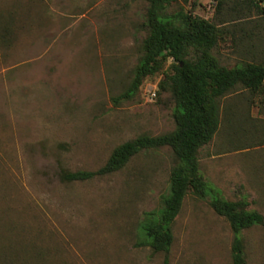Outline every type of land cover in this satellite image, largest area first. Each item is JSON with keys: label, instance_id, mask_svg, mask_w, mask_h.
Masks as SVG:
<instances>
[{"label": "rangeland", "instance_id": "1", "mask_svg": "<svg viewBox=\"0 0 264 264\" xmlns=\"http://www.w3.org/2000/svg\"><path fill=\"white\" fill-rule=\"evenodd\" d=\"M146 7L0 0V264H162V254L135 242L143 214L168 192L169 148L143 151L103 177L60 179L62 171L99 169L124 142L174 130L173 97L157 92L162 74L130 100H115L141 55ZM181 7L217 22L216 0H179L169 12ZM258 18L230 15L220 25L231 34L214 52L221 65L264 61V32L247 39ZM249 98L238 90L221 101L200 172L223 198H244L264 216V116ZM172 232L169 264H231L232 231L207 199L188 194ZM242 237L247 264H264V226Z\"/></svg>", "mask_w": 264, "mask_h": 264}, {"label": "trees", "instance_id": "2", "mask_svg": "<svg viewBox=\"0 0 264 264\" xmlns=\"http://www.w3.org/2000/svg\"><path fill=\"white\" fill-rule=\"evenodd\" d=\"M144 1L147 7L141 55L130 85L115 100H130L146 78L162 74L157 92L172 95L175 128L159 136L142 135L124 142L112 151L99 169L62 171L60 179L70 183L103 177L122 170L143 151L169 148L173 165L168 192L161 197L159 209L143 214L137 227L135 246L149 248L152 254H162V264H169L174 240L172 225L185 197L191 193L207 199L213 212L229 224L233 234L231 264H247L242 232L263 227L264 216L248 209L249 203L244 198L230 201L223 198L218 189L210 187L200 172L199 152L218 132L221 101L232 93L246 92L250 102L264 116V61L241 62L227 67L220 64L214 53L231 35L220 26L231 21L227 19L230 15L245 18L254 12L259 18L247 39L262 40L264 0H216L217 22L195 16L182 7L169 12V7L179 0ZM181 1L188 3V0ZM2 264H13V261L3 259Z\"/></svg>", "mask_w": 264, "mask_h": 264}, {"label": "built area", "instance_id": "3", "mask_svg": "<svg viewBox=\"0 0 264 264\" xmlns=\"http://www.w3.org/2000/svg\"><path fill=\"white\" fill-rule=\"evenodd\" d=\"M151 95L154 97L155 96V93H151Z\"/></svg>", "mask_w": 264, "mask_h": 264}]
</instances>
